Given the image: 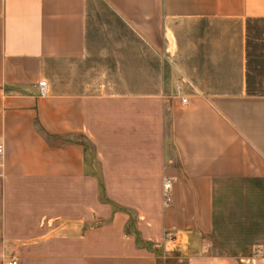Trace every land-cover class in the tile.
<instances>
[{"label":"crops","instance_id":"obj_1","mask_svg":"<svg viewBox=\"0 0 264 264\" xmlns=\"http://www.w3.org/2000/svg\"><path fill=\"white\" fill-rule=\"evenodd\" d=\"M0 139V264H264V0H0Z\"/></svg>","mask_w":264,"mask_h":264},{"label":"rangeland","instance_id":"obj_2","mask_svg":"<svg viewBox=\"0 0 264 264\" xmlns=\"http://www.w3.org/2000/svg\"><path fill=\"white\" fill-rule=\"evenodd\" d=\"M111 102L113 103V101H111ZM110 104L111 103L109 101H98V102H95L94 107H95L96 113H97L98 108H106V107H109ZM101 117L102 116L97 117V118L94 119V123L97 124V125L100 124L99 125L100 127H101ZM89 149H88V154L86 156V167L88 165V167L90 169H93L95 171V173L98 174V171H99V164L98 163H100V162L98 160H96V158H94V153H93L92 146L89 147ZM96 176L99 177V175H96ZM98 197L100 198L99 195H98ZM100 199H102V197ZM117 207L118 206L116 205V208ZM93 223L96 225L98 222L94 221ZM93 223H91V224H93ZM5 260L6 259L3 260L4 263H5Z\"/></svg>","mask_w":264,"mask_h":264},{"label":"built area","instance_id":"obj_3","mask_svg":"<svg viewBox=\"0 0 264 264\" xmlns=\"http://www.w3.org/2000/svg\"><path fill=\"white\" fill-rule=\"evenodd\" d=\"M44 80H38L37 81V85H38V90L40 93L43 92V86H44ZM182 101H185V98L182 97L181 98ZM3 150V144H2V140L0 139V154ZM164 192H167L168 190V186H169V179H165L164 183ZM174 235L170 232V231H165L161 243H159L158 245H166L169 244L170 245V249L175 247V242H174ZM16 260L14 258H9L5 260V264H15Z\"/></svg>","mask_w":264,"mask_h":264}]
</instances>
